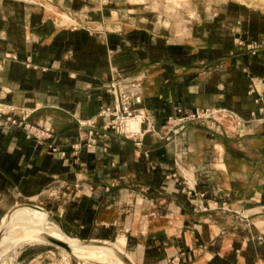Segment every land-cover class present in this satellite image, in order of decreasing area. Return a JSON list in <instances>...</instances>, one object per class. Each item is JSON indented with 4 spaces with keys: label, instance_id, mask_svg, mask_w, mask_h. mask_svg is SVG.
<instances>
[{
    "label": "crops",
    "instance_id": "0c3cea01",
    "mask_svg": "<svg viewBox=\"0 0 264 264\" xmlns=\"http://www.w3.org/2000/svg\"><path fill=\"white\" fill-rule=\"evenodd\" d=\"M243 14L0 0V227L31 203L64 236L111 242L135 264H264V27ZM119 75L142 79L132 136L99 116ZM196 110L208 118L177 126ZM9 117L50 136L29 137ZM14 237L9 253L27 241L10 247ZM16 250L10 264L65 253Z\"/></svg>",
    "mask_w": 264,
    "mask_h": 264
},
{
    "label": "built area",
    "instance_id": "2783aa9c",
    "mask_svg": "<svg viewBox=\"0 0 264 264\" xmlns=\"http://www.w3.org/2000/svg\"><path fill=\"white\" fill-rule=\"evenodd\" d=\"M142 79L139 77H123L117 76L109 85V90L114 95V102L103 108L99 116L103 119L104 128L116 132L123 136H132V131L129 129L133 120L140 121V109L137 105L142 103L141 97ZM209 116L208 110H196L179 119L177 126L184 127L188 121L205 120ZM25 128L27 136H34L38 139L50 136V129L47 126H34L24 122V120H15L7 118L6 124ZM96 137L91 136L86 142L88 148L94 147ZM76 147V146H74ZM55 150L54 148H52Z\"/></svg>",
    "mask_w": 264,
    "mask_h": 264
},
{
    "label": "bare ground",
    "instance_id": "6f19581e",
    "mask_svg": "<svg viewBox=\"0 0 264 264\" xmlns=\"http://www.w3.org/2000/svg\"><path fill=\"white\" fill-rule=\"evenodd\" d=\"M13 220L15 222H13ZM3 235L0 239V264H10L11 260L16 257L14 251L9 253L7 248V241L11 236H19L22 240H37L43 241L38 231H47L51 235L64 240L75 248L77 258L82 256H89L93 259L102 262H112L114 264H125L123 260L108 247H83L76 243L75 240L64 236L60 229L52 223H49L47 214L43 210L32 209L27 206H20L16 208L8 218H4L2 222ZM132 261V260H131ZM133 262V261H132Z\"/></svg>",
    "mask_w": 264,
    "mask_h": 264
},
{
    "label": "rangeland",
    "instance_id": "374dc122",
    "mask_svg": "<svg viewBox=\"0 0 264 264\" xmlns=\"http://www.w3.org/2000/svg\"><path fill=\"white\" fill-rule=\"evenodd\" d=\"M140 1L145 2L146 0H140ZM150 1L155 7H157L158 5H164L165 8L169 11H174L176 8L182 9L189 5H198L199 7L208 4L212 6H219V5L230 6L231 8H235V9H239L240 11H243L244 12L243 15L247 17L250 16L254 18V20L262 22V26L264 27V0H150ZM131 124L132 125L138 124V120L137 119L133 120ZM13 222L15 221L13 220ZM22 235L23 234H20L16 238L14 237L13 238L14 240L13 241L11 240L9 246L12 247L15 241L23 237ZM31 242L45 243L44 241H37L35 239L32 241L27 240L24 243L19 244L14 248L15 256L17 255V250H16L17 247L25 243H31ZM62 254L63 257L55 256L53 260L43 261V264L46 263L47 264H77L66 252ZM79 260L81 264H114L112 262H102L95 258L93 259L92 257L89 256L79 257Z\"/></svg>",
    "mask_w": 264,
    "mask_h": 264
},
{
    "label": "water",
    "instance_id": "95a60500",
    "mask_svg": "<svg viewBox=\"0 0 264 264\" xmlns=\"http://www.w3.org/2000/svg\"><path fill=\"white\" fill-rule=\"evenodd\" d=\"M20 206H27L30 207L32 209H36V210H43L46 212L47 214V218H48V213L45 209H43L40 206L31 204V203H23V204H18L16 206H14L11 210H9V212L6 214L5 218H8L9 215L18 207ZM3 235V230H2V225L0 227V239L2 238ZM38 235L39 237L47 244L53 245L57 248H60L61 250L65 251L77 264H81L79 258H77L76 254H75V248H73L69 243L65 242L64 240L57 238L53 235H51L50 233L46 232V231H38ZM76 243L80 246L83 247H109L111 248L122 260L125 264H135L134 262L131 261V259L129 257H127L124 253H122L121 251L117 250L115 247H113L111 242L108 241H103V240H77L76 239ZM8 264V263H6Z\"/></svg>",
    "mask_w": 264,
    "mask_h": 264
}]
</instances>
